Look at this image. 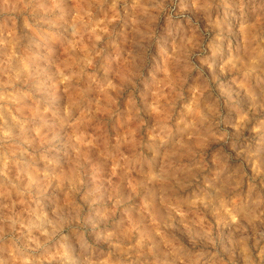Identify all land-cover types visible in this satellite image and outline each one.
Segmentation results:
<instances>
[{
  "label": "rangeland",
  "instance_id": "obj_1",
  "mask_svg": "<svg viewBox=\"0 0 264 264\" xmlns=\"http://www.w3.org/2000/svg\"><path fill=\"white\" fill-rule=\"evenodd\" d=\"M261 11L0 0V262L264 264Z\"/></svg>",
  "mask_w": 264,
  "mask_h": 264
},
{
  "label": "clouds",
  "instance_id": "obj_2",
  "mask_svg": "<svg viewBox=\"0 0 264 264\" xmlns=\"http://www.w3.org/2000/svg\"><path fill=\"white\" fill-rule=\"evenodd\" d=\"M204 9H210L211 4L198 5ZM215 56V53H212ZM241 74L251 82L255 80L257 85L264 82V11H261L256 21L248 24L243 38V49L233 55ZM253 88V87H252ZM254 94L256 95L254 89ZM261 260H264V250L260 253ZM3 264V262H0Z\"/></svg>",
  "mask_w": 264,
  "mask_h": 264
}]
</instances>
